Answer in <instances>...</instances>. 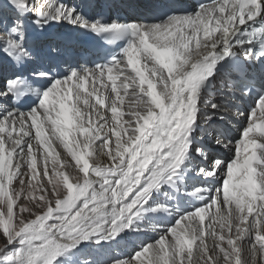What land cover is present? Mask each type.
<instances>
[{
    "label": "snow or ice",
    "instance_id": "6c2138e0",
    "mask_svg": "<svg viewBox=\"0 0 264 264\" xmlns=\"http://www.w3.org/2000/svg\"><path fill=\"white\" fill-rule=\"evenodd\" d=\"M0 264H264V0H0Z\"/></svg>",
    "mask_w": 264,
    "mask_h": 264
},
{
    "label": "bare ground",
    "instance_id": "6f19581e",
    "mask_svg": "<svg viewBox=\"0 0 264 264\" xmlns=\"http://www.w3.org/2000/svg\"><path fill=\"white\" fill-rule=\"evenodd\" d=\"M125 103H128V98L127 97L125 98ZM232 132H233V135L236 134L235 129H233Z\"/></svg>",
    "mask_w": 264,
    "mask_h": 264
}]
</instances>
